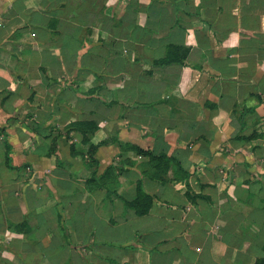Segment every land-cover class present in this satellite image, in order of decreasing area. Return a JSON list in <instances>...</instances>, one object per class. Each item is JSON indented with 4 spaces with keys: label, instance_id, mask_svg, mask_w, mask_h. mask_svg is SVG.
Instances as JSON below:
<instances>
[{
    "label": "crops",
    "instance_id": "1",
    "mask_svg": "<svg viewBox=\"0 0 264 264\" xmlns=\"http://www.w3.org/2000/svg\"><path fill=\"white\" fill-rule=\"evenodd\" d=\"M259 260L264 0H0V264Z\"/></svg>",
    "mask_w": 264,
    "mask_h": 264
},
{
    "label": "trees",
    "instance_id": "2",
    "mask_svg": "<svg viewBox=\"0 0 264 264\" xmlns=\"http://www.w3.org/2000/svg\"><path fill=\"white\" fill-rule=\"evenodd\" d=\"M177 48V47H176ZM179 53H181V58L178 59L175 56V53L173 52V48L170 49L169 53L167 54V57L161 61V64L164 65H170L172 63L178 62L179 64L183 65L184 60L188 55V50L183 48H177ZM182 50L184 53L182 54ZM137 151L140 157L146 158L147 159V164L150 169H152L153 173H150L149 175L151 176L152 179H157L161 182H164V176L168 173L171 167H176L178 168V173L180 172L182 177L181 179H186L187 176L189 175V171L186 170L182 164L178 161V159L175 156H168L166 154H161V155H154L151 151H147L138 147H132ZM114 167L109 169V171H112ZM109 171H107L109 173ZM139 193L137 199L131 204V206L137 211V214L140 216L146 215L149 210L153 206V198L147 194H145L142 189L139 187ZM255 264H264V260H259L256 261Z\"/></svg>",
    "mask_w": 264,
    "mask_h": 264
}]
</instances>
